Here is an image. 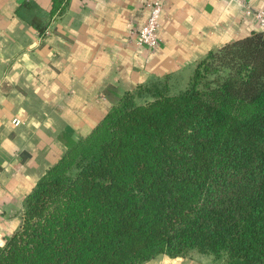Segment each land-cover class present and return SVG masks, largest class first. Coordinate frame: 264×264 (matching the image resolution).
I'll use <instances>...</instances> for the list:
<instances>
[{"label": "trees", "instance_id": "obj_1", "mask_svg": "<svg viewBox=\"0 0 264 264\" xmlns=\"http://www.w3.org/2000/svg\"><path fill=\"white\" fill-rule=\"evenodd\" d=\"M69 0H51L52 20ZM122 94L25 199L0 264H264V30Z\"/></svg>", "mask_w": 264, "mask_h": 264}, {"label": "crops", "instance_id": "obj_2", "mask_svg": "<svg viewBox=\"0 0 264 264\" xmlns=\"http://www.w3.org/2000/svg\"><path fill=\"white\" fill-rule=\"evenodd\" d=\"M156 1L69 0L52 20L51 0H0V246L65 155L61 136L87 135L141 84L171 77L183 89L211 51L260 30L238 0H161L158 43L148 50L137 34ZM246 5L264 10V0ZM146 264L207 263L161 254Z\"/></svg>", "mask_w": 264, "mask_h": 264}, {"label": "built area", "instance_id": "obj_3", "mask_svg": "<svg viewBox=\"0 0 264 264\" xmlns=\"http://www.w3.org/2000/svg\"><path fill=\"white\" fill-rule=\"evenodd\" d=\"M242 4H244L245 10L248 15L254 14L260 29L264 30V10L259 12H253L249 7L246 5L247 0H238ZM163 9L162 1H156L151 6V11L149 17L147 18L146 22L143 24L142 28L137 34V44L140 47H144L148 50H153L158 43V29H159V21L161 17ZM15 124H19V121L15 119L13 121Z\"/></svg>", "mask_w": 264, "mask_h": 264}, {"label": "rangeland", "instance_id": "obj_4", "mask_svg": "<svg viewBox=\"0 0 264 264\" xmlns=\"http://www.w3.org/2000/svg\"><path fill=\"white\" fill-rule=\"evenodd\" d=\"M175 83H176V81L174 82V84ZM181 83H178L177 85L175 84V87H174L175 91H178V90H180V88H182V84ZM202 256L204 257V260H206L207 264H214L209 256H205V255H202Z\"/></svg>", "mask_w": 264, "mask_h": 264}]
</instances>
